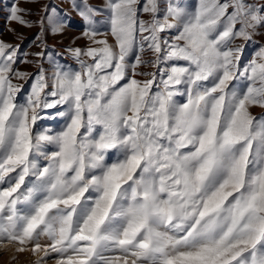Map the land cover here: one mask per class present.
<instances>
[{
    "label": "snow or ice",
    "instance_id": "6c2138e0",
    "mask_svg": "<svg viewBox=\"0 0 264 264\" xmlns=\"http://www.w3.org/2000/svg\"><path fill=\"white\" fill-rule=\"evenodd\" d=\"M75 7L78 69L41 65L24 103L20 46L0 41V244L36 264H264V47L240 70L235 45L264 28V0H169L163 16L160 0H105L106 32ZM54 108L63 127L37 131Z\"/></svg>",
    "mask_w": 264,
    "mask_h": 264
},
{
    "label": "rangeland",
    "instance_id": "374dc122",
    "mask_svg": "<svg viewBox=\"0 0 264 264\" xmlns=\"http://www.w3.org/2000/svg\"><path fill=\"white\" fill-rule=\"evenodd\" d=\"M82 2L83 0H35L32 3H25L23 0H0V41L14 46H20L17 58L18 62L14 67L21 72L30 74L27 82L20 80L13 81L14 83L22 85L21 91L17 95L18 104L25 102L30 92L31 83L41 65L49 77H51L57 66L78 69L79 65L73 59L68 49L76 47L83 48L87 44L86 38L82 36L86 24L75 7V5L81 4ZM168 2L169 0H160L161 16L164 15ZM172 2L179 4L186 10L194 11L199 0H172ZM221 2L223 3L225 0H221ZM249 2L256 3L257 0H249ZM14 3L31 13V15H26L24 18L31 21L34 25L33 27H21L19 24L9 21L10 8ZM88 3L92 7L99 9L100 14L96 15L93 19L96 22V26L101 31L106 32L108 25L103 15L105 0H88ZM143 3L144 0H141V6ZM140 15L142 19H150L143 12ZM46 16H52L57 21L62 22L65 25L63 32L54 34L50 26L47 31H41L39 20L41 17H45L44 23L47 25ZM174 34L175 32L171 34L165 33L164 35L170 37V35ZM107 38L111 42L110 36ZM235 45H241L243 48L239 61L240 70H243L252 60L255 52L261 47H264V28L258 29L251 41L236 40ZM41 51L44 52V56L38 63L19 62L23 60L34 61L36 57L33 54ZM25 53L28 55L25 56ZM145 58L150 59L151 57L147 56ZM142 70L156 71V69L151 67H146ZM48 99L51 100L52 97L49 96ZM176 99L178 102H182L185 97L178 96ZM60 111H63V109H45L41 112L44 118L37 121L35 126L36 130L41 131L50 128L53 131H59L64 125V119L56 115ZM250 111L257 118L264 116V109L258 106L251 108ZM40 163L44 164L45 161L41 159ZM41 242L43 243V239ZM42 256V252L39 255H34L31 251L17 252L16 248L11 244H0V264H36V261ZM45 264H55V260L52 257H47L45 258Z\"/></svg>",
    "mask_w": 264,
    "mask_h": 264
}]
</instances>
